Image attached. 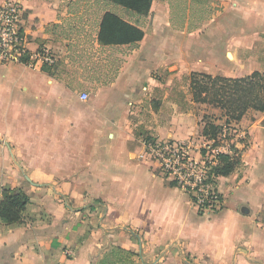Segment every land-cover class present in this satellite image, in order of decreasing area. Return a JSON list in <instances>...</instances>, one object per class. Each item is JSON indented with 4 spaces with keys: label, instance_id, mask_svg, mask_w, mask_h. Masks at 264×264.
<instances>
[{
    "label": "crops",
    "instance_id": "obj_1",
    "mask_svg": "<svg viewBox=\"0 0 264 264\" xmlns=\"http://www.w3.org/2000/svg\"><path fill=\"white\" fill-rule=\"evenodd\" d=\"M17 1L29 49L56 46L66 57L49 71L0 62V200L4 188L30 197L21 222L0 221V264H99L112 247L133 252L137 264H264V112L250 110L234 123L231 142L243 163L218 178L223 207L216 211L200 213L184 188L141 157L144 131L196 148L204 115L218 110L223 121L220 109L207 112L189 96L198 114L187 106L176 116L171 108L164 120L159 104L169 98V78L156 97L163 82L153 72L264 70V0H212L213 14L191 31L171 22L174 0H154L150 30L95 96L78 87L96 79L90 62L80 73L66 65L76 29L66 25L77 0ZM194 2L187 0V15ZM145 97L159 100L147 120L137 115Z\"/></svg>",
    "mask_w": 264,
    "mask_h": 264
},
{
    "label": "trees",
    "instance_id": "obj_2",
    "mask_svg": "<svg viewBox=\"0 0 264 264\" xmlns=\"http://www.w3.org/2000/svg\"><path fill=\"white\" fill-rule=\"evenodd\" d=\"M117 5L116 11L106 9L100 16L95 41L102 47H113L128 45L137 46L145 36L142 26V17L150 14L154 0H103ZM77 3L80 0L76 1ZM173 8V7H172ZM57 26V25H55ZM46 71L50 68L44 67ZM192 101L214 105L221 110L219 123L215 116L204 115L203 129L201 135L208 141H213V146L222 145L224 128L235 129L233 123L239 122L244 115L255 110L264 112V70H256L240 77H228L212 75L202 72H192L189 79ZM224 133V136H227ZM232 135L230 140L232 139ZM143 140L146 143H155L158 139L147 132L143 133ZM173 142V140L171 141ZM225 151L215 155V163L210 168L204 179L206 183H214L217 191L218 178L228 176L234 170L242 166V151L235 143L229 142ZM201 155L206 156L207 149L203 147ZM156 172L160 174V170ZM168 179L167 176H164ZM171 186H179L177 179L169 181ZM180 187V186H179ZM191 196L192 201L198 205L200 213H204L205 206L210 204L199 203L198 197L193 191L185 189ZM220 207H223L222 194L218 192ZM30 203L29 195L21 188H4L0 200V221L11 224L23 220L24 211ZM218 209H213L216 211ZM99 264H137L134 253L126 251L121 247H112L107 250Z\"/></svg>",
    "mask_w": 264,
    "mask_h": 264
},
{
    "label": "rangeland",
    "instance_id": "obj_3",
    "mask_svg": "<svg viewBox=\"0 0 264 264\" xmlns=\"http://www.w3.org/2000/svg\"><path fill=\"white\" fill-rule=\"evenodd\" d=\"M175 3L172 4V7L174 8V11H172L171 16V22L174 21V25L176 29L179 28H187L188 30H193L197 27L196 23L202 22V20L206 17H210L214 12V6H212L211 2L212 0H196L194 2V5L191 7L192 11L187 15L186 10L188 9L187 0H174ZM117 5H112L109 2H105L103 0H80V2L77 5H74L71 7V10L73 11V15L71 17V22H67L66 26H69V24L72 25V27H75V33H73L72 39L73 43L72 46L75 45L74 49L70 50V54H66L68 58V63L66 65H70V71H78V73L81 72V70L87 66L86 63H89L90 70L95 68L96 72V79L95 81L89 83V84H83L79 85V89L81 91H86L90 96H95L96 92L102 88L104 85V81L108 79L115 78V75L118 73L119 68L121 66L122 61L124 60V56L128 54L129 49L132 47H112L109 48L106 51H103L101 46L95 41L97 30H98V23L100 20V16L103 13L104 10L109 9L116 11L118 8ZM185 12V13H184ZM152 18L150 15L146 17H142V26L144 29L150 30V26L152 24ZM196 26V27H195ZM60 35L64 36L63 30L60 31ZM99 45V47L96 46ZM138 46V45H137ZM52 48L56 49L57 54L62 56V59L66 57L64 53L61 52L60 49L56 48V46H52ZM105 59V62L103 60ZM105 63H107L108 66H103ZM118 63V64H117ZM87 66V67H89ZM92 66V67H91ZM108 71V73H107ZM105 72V74L103 73ZM175 72V76L173 81L171 80V75ZM174 72H169L168 70H159L158 72H153V76L156 75V77L162 81V87L159 89H154L152 94L156 97H159L161 94H166V81L164 82V79L169 78V98L161 100V103L159 104L160 108H162L161 113L159 116H161L164 120L166 119V110L173 108V112L176 114V116L182 114L181 107L187 108L189 106V110L193 114L199 113L196 110V107H194V104H188V101L186 100L187 97L192 98V94L190 91L189 86V79H190V72L185 70V73H178V70ZM82 78L85 77L84 72H82ZM104 82V83H103ZM74 84V83H73ZM75 86V85H73ZM153 98H144L142 101L138 103V112L137 115L142 119H149L152 118L153 114L150 111L151 109V103L154 101H159ZM158 103V102H157ZM154 104V103H153ZM212 106L207 104V107L205 108L207 112L210 109H214ZM216 107V106H214ZM201 112L204 108L202 106H199ZM217 108V107H216ZM205 109L203 111H205ZM219 109V108H218ZM221 111V110H220ZM173 113V114H174ZM134 116V118H138V116ZM215 116V118H218L219 112L217 110L216 113L210 111L209 114ZM133 117V115H132ZM219 123H223V121H218ZM234 124V123H233ZM137 131L142 130V125H139L137 127ZM224 133L227 136H224ZM233 130L230 129V127L224 128L223 132V138L222 143L224 145H228L229 142H231L230 138L231 135L233 136ZM241 139L246 140V137H242ZM213 143V141L211 142ZM197 147L195 148V145L192 144L189 148V153L191 156V160L193 163H197V165L203 164V157L201 156L200 150L205 147V138L201 140L200 143L197 142ZM144 158L153 161L156 163L157 168L161 170V175L165 176L167 175V171H163L160 167V162L156 159L154 156V153L147 154L146 152L143 153ZM168 181L171 179H174L172 175H168ZM190 261L192 259L190 258ZM151 263V261H150ZM154 262V264H156ZM152 264V263H151Z\"/></svg>",
    "mask_w": 264,
    "mask_h": 264
},
{
    "label": "built area",
    "instance_id": "obj_4",
    "mask_svg": "<svg viewBox=\"0 0 264 264\" xmlns=\"http://www.w3.org/2000/svg\"><path fill=\"white\" fill-rule=\"evenodd\" d=\"M23 21L24 10L19 1L6 0L0 5V62L24 63L32 68H53L59 61L56 50L48 45H43L35 51L30 50L29 37L24 30ZM81 97L88 99L89 95L83 93ZM171 141L157 140L155 143L144 141L145 152L154 153L161 169L167 171L165 176L169 178L168 175H172L180 187L193 191L199 203L209 202L210 204L205 206L206 211L219 209V191L218 189L216 191L214 183H206L204 179L209 165L215 163V155L225 151L226 145L214 147V142L209 141L205 146L208 151L206 156L201 155L203 164L197 165L191 160L189 153L191 145L188 142ZM141 157L144 158V154Z\"/></svg>",
    "mask_w": 264,
    "mask_h": 264
}]
</instances>
